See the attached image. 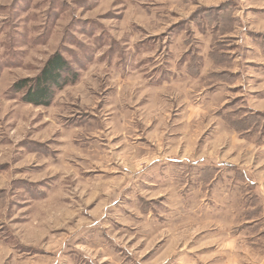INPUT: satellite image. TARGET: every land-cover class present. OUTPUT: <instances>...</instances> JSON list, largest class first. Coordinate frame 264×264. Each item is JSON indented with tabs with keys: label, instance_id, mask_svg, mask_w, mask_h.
<instances>
[{
	"label": "rangeland",
	"instance_id": "obj_1",
	"mask_svg": "<svg viewBox=\"0 0 264 264\" xmlns=\"http://www.w3.org/2000/svg\"><path fill=\"white\" fill-rule=\"evenodd\" d=\"M256 93L264 0H0V264H264Z\"/></svg>",
	"mask_w": 264,
	"mask_h": 264
},
{
	"label": "trees",
	"instance_id": "obj_2",
	"mask_svg": "<svg viewBox=\"0 0 264 264\" xmlns=\"http://www.w3.org/2000/svg\"><path fill=\"white\" fill-rule=\"evenodd\" d=\"M77 77L78 74L71 69L66 59L60 53H54L48 57L36 77L17 81L12 89L21 95L23 102L36 107H47L55 93L74 83ZM246 116L233 124L236 132L249 139L259 130L258 119L262 118V114L253 113Z\"/></svg>",
	"mask_w": 264,
	"mask_h": 264
},
{
	"label": "crops",
	"instance_id": "obj_3",
	"mask_svg": "<svg viewBox=\"0 0 264 264\" xmlns=\"http://www.w3.org/2000/svg\"><path fill=\"white\" fill-rule=\"evenodd\" d=\"M255 65V64H254ZM254 67V69H256L255 67L256 66H253ZM256 72V71H255ZM238 75V74H237ZM257 97V93H256V95H255V98ZM253 103H254V106H253V109H252V111L254 110V111H257V112H264V105H262V104H259V105H257V98L253 101ZM264 104V103H263ZM264 141V140H263ZM260 146H262V145H260Z\"/></svg>",
	"mask_w": 264,
	"mask_h": 264
}]
</instances>
